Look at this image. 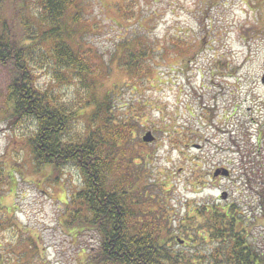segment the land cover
<instances>
[{
  "label": "rangeland",
  "instance_id": "rangeland-1",
  "mask_svg": "<svg viewBox=\"0 0 264 264\" xmlns=\"http://www.w3.org/2000/svg\"><path fill=\"white\" fill-rule=\"evenodd\" d=\"M124 1L83 0L88 21L72 28L71 43L96 50L93 80L98 99L117 90L119 105L126 103V110L129 106L136 113L141 112V102H150L143 108L149 119L142 120L145 127L135 134L141 139L149 130L155 137L146 143L149 157L140 164L146 193L166 207L171 234L187 242L178 220L190 213L189 207L204 201L235 203L247 215L254 213L253 240L264 250V223L257 215L258 193L264 186V0H136L143 16L140 23L139 13L126 20ZM23 5L26 26L32 24L35 32L40 21L37 0ZM134 30L149 33L161 53H155L150 82L136 83L132 89L125 87L130 77L117 62L115 44L119 37L133 36ZM185 47L189 55L183 53ZM38 60V86L75 104L84 94L77 80L62 70L54 72L46 58ZM11 77L8 67L0 66V160L16 172L11 191L0 202L20 228L15 224L1 231L0 243L7 247L19 240L22 243L10 249L30 252L32 264H88L96 237L63 224L66 198L80 185L78 171L69 164L58 180L48 181L51 168L36 169L25 142L28 128L15 129L5 120ZM82 106L76 111L75 131L81 128L79 119L91 113ZM171 126L181 128V140L187 135L184 146L167 137L164 131ZM217 170L221 173L214 175ZM175 237V250L193 253L192 245H177ZM208 247L195 245L198 252Z\"/></svg>",
  "mask_w": 264,
  "mask_h": 264
},
{
  "label": "trees",
  "instance_id": "trees-1",
  "mask_svg": "<svg viewBox=\"0 0 264 264\" xmlns=\"http://www.w3.org/2000/svg\"><path fill=\"white\" fill-rule=\"evenodd\" d=\"M24 1L0 0V66L8 67L12 75L4 98L5 120L15 129L28 128L25 142L30 157L36 169L51 168L48 181L58 180L66 165L77 169L80 185L66 198L63 224L96 237L88 264H264V250L255 245L252 235L254 213L247 215L235 203L197 202L178 220L179 230L189 241L171 234L169 213L146 193L148 185H143L144 171L140 169L149 156L144 151L146 143L135 134L145 127L142 120L149 119V111L143 108L150 102H141V112L136 113L129 106L126 110V103L119 105L117 90L96 97V50L74 48L71 43L72 28L88 21L83 0H37L40 21L35 32L21 14ZM124 2L122 12L131 20L139 13L137 1ZM138 18L140 23L143 16L139 13ZM154 42L149 33L136 30L129 38H118L116 59L130 77L125 87L150 82L155 53H161ZM174 47L180 48L178 44ZM183 53L190 52L186 48ZM37 56L52 63L54 72L62 70L77 80L84 94L75 104L64 101L59 92L38 86ZM82 104L91 113L79 119L81 128L75 131L76 111ZM153 130L159 132L155 126ZM180 130L171 126L164 132L175 141L171 143L184 146L189 139L186 135L181 140ZM15 174L0 160V199L11 191ZM257 209L264 223V186L258 193ZM15 224L20 228L0 202V232ZM174 237L177 245H192L193 253L175 250ZM9 243L7 247L0 243V264L33 263L30 252L11 250L22 242ZM197 244L209 247L198 252Z\"/></svg>",
  "mask_w": 264,
  "mask_h": 264
},
{
  "label": "water",
  "instance_id": "water-1",
  "mask_svg": "<svg viewBox=\"0 0 264 264\" xmlns=\"http://www.w3.org/2000/svg\"><path fill=\"white\" fill-rule=\"evenodd\" d=\"M261 83H262V85L264 87V73H263V75L261 77ZM154 138L155 137L153 136L151 131H146L141 137L142 141L145 142V143H151L154 140ZM219 173H221V170H217L216 172H214V175H218ZM223 174H226V172L223 171ZM221 197H222V199H226V193H223L221 195Z\"/></svg>",
  "mask_w": 264,
  "mask_h": 264
}]
</instances>
